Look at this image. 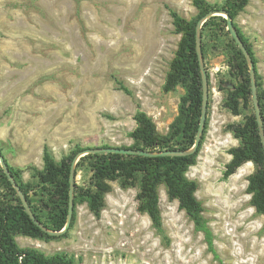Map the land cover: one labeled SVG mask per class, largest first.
<instances>
[{"label": "rangeland", "instance_id": "rangeland-1", "mask_svg": "<svg viewBox=\"0 0 264 264\" xmlns=\"http://www.w3.org/2000/svg\"><path fill=\"white\" fill-rule=\"evenodd\" d=\"M170 8L187 19L197 14L193 0H10L3 8L0 146L25 181L33 168L43 169L45 146L57 161L78 147L132 146L129 134L139 110L159 135L170 133L186 92L181 86L164 91L181 40ZM236 23L254 46L264 84V0H250ZM206 65L209 126L187 176L199 184L196 195L219 260L178 202L168 199L165 186L159 188L163 238L138 211V187L123 189L119 181L108 182L100 218L86 203L78 204L66 237L45 242L20 236L18 244L48 256L64 253L81 264H264V216L247 194L256 168L252 163L244 177L223 180L228 150L239 145L226 127L244 115L223 107L226 92L219 86L233 81L227 57L209 46ZM88 179L80 173L77 181Z\"/></svg>", "mask_w": 264, "mask_h": 264}, {"label": "trees", "instance_id": "trees-1", "mask_svg": "<svg viewBox=\"0 0 264 264\" xmlns=\"http://www.w3.org/2000/svg\"><path fill=\"white\" fill-rule=\"evenodd\" d=\"M249 2L250 0H225L221 5H212L207 0H193L197 14L191 19L169 9L181 40L170 64L164 91L169 93L179 86L185 89L179 106V118L171 126L170 133L163 137L159 135L153 120L145 112L139 110L135 114L137 127L129 134L134 144L128 148L157 154L155 156L97 153L80 158L74 170L75 213L70 228L75 222L78 204L86 203L95 217L100 218L105 208V195L111 190L108 182L119 181L123 189L138 187V211L148 215L153 228L165 238L159 192L160 186H165L168 199L178 202L179 209L185 212L195 230L204 235L208 250L219 260L213 232L204 216L205 206L196 195L199 184L187 176L189 169L197 164L209 126L208 119L201 143L195 152L181 156L161 154L187 152L195 144L203 102L202 71L197 53V26L212 11H225L229 14L252 58L264 126V84L258 72L259 61L250 39L236 23V19L246 10ZM200 34L202 59L209 87L210 74L206 59L208 48L211 46L212 50L227 57L230 76L233 79L228 87L225 88L222 84L219 86L220 91L226 92L223 107L234 116L244 115L242 122L226 127V131L239 141V145L228 150L232 158L225 166L223 180H229L242 166L253 163L256 170L248 177L247 194L251 196V206L258 214L264 216V143L252 100L249 62L231 36L224 17L208 18ZM122 90L131 95L127 88L122 87ZM84 150L86 149L78 147L57 161L45 146L43 169L33 168L31 180L25 181L22 171L8 163L0 146V156L8 164L11 175L40 224L38 225L26 211L18 192L0 164V264H81L73 256L64 253L48 256L36 248H22L17 238L23 236L49 242L68 235L70 228L63 235H55L52 232L62 231L67 224L73 164ZM80 173L89 176L88 182L78 183Z\"/></svg>", "mask_w": 264, "mask_h": 264}, {"label": "water", "instance_id": "water-1", "mask_svg": "<svg viewBox=\"0 0 264 264\" xmlns=\"http://www.w3.org/2000/svg\"><path fill=\"white\" fill-rule=\"evenodd\" d=\"M212 16H223L228 23V30L231 34V36L233 37V39L235 40V42L239 45V47L241 48L243 54L245 55V57L247 58L248 62H249V68H250V76H251V82H252V100H253V105H254V109L256 112V117H257V121H258V125L260 127L261 130V135H262V139H263V143H264V126H263V120H262V115H261V108H260V103H259V97H258V86H257V80H256V70L254 67V63L252 61V58L245 46V44L243 43V41L241 40L239 34L236 31V27L234 25V22L232 21L231 17L229 16L228 13H226L225 11H212L210 12L206 17H204L197 26V53L199 56V60H200V64H201V71H202V80H203V102H202V113H201V121H200V126H199V130H198V134L196 137V141L195 144L193 146L192 149H190L187 152L184 151H176V152H167V153H163L161 155H168V156H181V155H186V154H190L193 153L197 150L198 146L201 143V139L204 135V131L206 128V123H207V118H208V105H209V82H208V75H207V71L206 68L204 66L203 63V59H202V44H201V29L203 28V25L205 24V22L208 20V18L212 17ZM97 153H115V154H122V155H146V156H155L157 154H153V153H146V152H142V151H138L135 149H130V148H118V147H111V148H91V149H87L82 151L76 158V160L74 161L73 164V169H72V173H71V189H70V209H69V218L67 221V224L65 226V228L60 231V232H56L52 234L55 235H63L64 233H66L68 231V229L70 228L71 224H72V220L74 217V213H75V203H74V183H75V177H74V170H75V166L77 164V162L80 160L81 157L89 155V154H97ZM0 164L3 168V170L5 171L6 175L8 176L9 180L11 181L12 185L14 186V188L16 189V191L18 192L24 207L26 208V211L29 213V215L31 216V218L38 224L39 222L37 221L36 217L34 216L30 206L28 205L27 199L25 197V195L23 194V192L21 191L20 187L18 186L17 182L15 181V179L13 178V176L10 173L8 164L5 162V159L3 157L0 156Z\"/></svg>", "mask_w": 264, "mask_h": 264}, {"label": "crops", "instance_id": "crops-1", "mask_svg": "<svg viewBox=\"0 0 264 264\" xmlns=\"http://www.w3.org/2000/svg\"><path fill=\"white\" fill-rule=\"evenodd\" d=\"M9 2H10V0H0V13H1V15H3V8H5V7H8V4H9ZM0 15V16H1ZM229 136H232V134L231 133H229L228 134ZM228 158H229V160H231V155H228ZM251 165H252V163H251ZM248 166V165H247ZM247 166H245V167H247ZM243 167V166H242Z\"/></svg>", "mask_w": 264, "mask_h": 264}, {"label": "bare ground", "instance_id": "bare-ground-1", "mask_svg": "<svg viewBox=\"0 0 264 264\" xmlns=\"http://www.w3.org/2000/svg\"><path fill=\"white\" fill-rule=\"evenodd\" d=\"M251 166V163H247L245 166ZM245 166H243L239 171H238V173L236 174V175H234L233 176V178L234 177H239L240 178V176H245V172H246V170H245Z\"/></svg>", "mask_w": 264, "mask_h": 264}]
</instances>
